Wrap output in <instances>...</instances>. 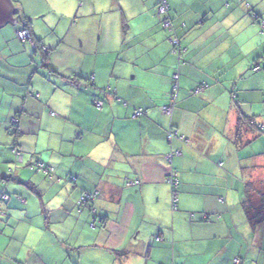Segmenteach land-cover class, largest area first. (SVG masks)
<instances>
[{"label": "crops", "instance_id": "obj_1", "mask_svg": "<svg viewBox=\"0 0 264 264\" xmlns=\"http://www.w3.org/2000/svg\"><path fill=\"white\" fill-rule=\"evenodd\" d=\"M10 1L22 13L0 25V195H9L0 226L18 243L7 247L13 264H196L191 257L202 254L205 264L238 256L264 264V221L254 225L242 203L263 192L264 137L251 125L242 130L251 142L235 144L239 116L264 126V74L251 69L257 58L264 63V32L250 15L264 18V0H169L190 60L170 117L160 107L175 59L158 27V0ZM26 24L51 48L47 59L18 38ZM99 98L103 110L93 105ZM137 106L147 114L134 117ZM17 113L19 136L11 133ZM170 127L187 140L169 141ZM173 150L181 151L172 162L175 214L165 182ZM38 160L54 167L53 178L30 167ZM93 190L94 209L80 206ZM250 199L257 211L260 200Z\"/></svg>", "mask_w": 264, "mask_h": 264}, {"label": "trees", "instance_id": "obj_2", "mask_svg": "<svg viewBox=\"0 0 264 264\" xmlns=\"http://www.w3.org/2000/svg\"><path fill=\"white\" fill-rule=\"evenodd\" d=\"M243 0H239V2H242ZM247 8H249L250 3L249 2H244L243 3ZM165 7V10L161 9V7ZM18 14V13H17ZM250 15L252 16V21L253 23L257 24L260 29L261 32H264V18L263 16L257 14L255 11L251 10ZM156 16H157V20H158V27L161 31L164 32V34L166 35V40L170 46V54L174 57L175 61L172 64L171 67V72H170V81H171V92L169 94V99H168V103L165 105H162L160 107V109L167 115V116H173L174 114V110L176 108L177 102H178V98L180 95V90H181V78H182V74H181V68L183 66H187L190 64V60L189 58H187V47L185 46L184 42H183V38L180 35L179 31L177 30L173 18H172V11H171V6H170V2L169 0H158L156 3ZM26 29H28L29 31V38H20L18 36V32H17V36L18 38L26 43L28 46H31L35 51L36 50H41V53L44 54L45 58L47 59L48 56L50 55L51 52V48L49 46H47L46 44H43L40 40H36L33 36H32V32L30 30V27L28 26V24H26V26L24 27ZM22 28V29H24ZM251 69L255 72V73H262L260 71H264V63L262 60H260V58H257L254 60ZM178 74V77L176 78L175 75ZM73 79V78H70ZM80 81V80H79ZM92 82V81H90ZM209 83L206 82H201L200 84L196 85L193 89V93L195 94H201L207 87H209ZM107 91H111V93H113V95H115L116 99L121 100V102H123L124 105L128 104L127 100H123L119 97V95L117 94V90H111L110 86H108L106 88ZM28 94H32L31 90H29ZM233 98L235 100H237V96L234 93L233 94ZM105 100L102 98L99 99H95L93 101V105L98 109V110H103L104 109V104H105ZM166 108H169L170 110H172L171 112H167ZM148 112V108L147 107H143V106H137L135 107L134 110V117H141L146 115ZM51 115H56V112L52 111L50 112ZM11 123L12 126L15 127L16 129H14V131H11V133L13 135L19 136V129L17 127V124L19 123V118H18V113L14 116H12L11 118ZM238 127L236 128L237 130V136L239 137L238 140H235V144L238 145H246L248 143L251 142L250 139H246L243 140L242 138V133H243V129L244 127L246 128V131H250L252 130L250 127L255 126L256 131L259 133V135L256 137V139L262 138L260 137L262 133H264V126L262 124H259L256 122V120L254 119L253 116H247L245 114H243V116H239L238 117V121H237ZM174 137H177L183 141H186L187 138L184 134L180 133L179 129L176 127H170L168 129V135H167V139L169 141H171ZM256 141V140H255ZM12 150L15 152L16 154V150H18V148L16 146L12 147ZM181 155V151L180 150H173L169 153L166 154V159L168 162H170L171 164V169L177 174V179H178V184L176 186L171 185L170 183L167 182V176L165 178V182L169 185V187L171 188V198H170V205H171V212L172 214H175L176 212H178L179 209V187H180V178H179V171L177 168H175L174 166H172V162L175 156H179ZM169 156V157H168ZM23 163V155L21 154H16V163L19 164L20 160ZM220 165H223L222 163ZM31 168H35L36 170H41L44 172V174L48 177V178H53L55 172H54V167L51 166L50 164L44 162V161H36L34 163H32L30 165ZM14 173V172H13ZM170 173V172H169ZM168 173V174H169ZM60 179V177H58ZM6 179V178H4ZM8 180V179H6ZM74 182L76 183L77 181V177L76 176H71L70 178L68 177L66 179V181L69 182ZM140 184L139 180H133V179H129L127 178L126 180V185L127 186H136ZM88 195H91L90 198L87 199ZM262 199L259 203V207L258 209H256L257 211H253L254 208L251 209L250 204V197L249 195H246V197L242 200V203H244L245 206V210L248 211L249 214V218L250 221L256 225L259 224L261 222L264 221V190L262 192ZM1 197H5L9 195L7 192H3L1 195ZM82 196L85 198V201H83L81 198ZM99 196V191L98 190H93V191H85L82 193L81 197L79 198V205H87L88 207H90L91 209H94V205L93 203L95 202V200L98 198ZM87 199V200H86ZM225 200L224 197H220L219 201L223 202ZM5 200H1L0 199V213H1V218H4L3 220L5 221L7 219V214L5 212V209L3 206ZM195 217V213L193 212L192 214H190V219L192 220V218ZM156 240H161L158 237L156 238ZM241 256L235 257L234 261H241ZM259 264V263H256Z\"/></svg>", "mask_w": 264, "mask_h": 264}, {"label": "rangeland", "instance_id": "obj_3", "mask_svg": "<svg viewBox=\"0 0 264 264\" xmlns=\"http://www.w3.org/2000/svg\"><path fill=\"white\" fill-rule=\"evenodd\" d=\"M264 57V56H263ZM264 74V71H260ZM262 88H264V80L262 81ZM264 136V133L261 134L260 137ZM39 141V140H38ZM42 145V142L40 141V144L39 146L41 147ZM235 148V147H234ZM237 150V149H235ZM53 152V150H49V151H46L45 154L46 155H49ZM20 163L19 164H15L13 163L14 166H21V164H23L21 162V159L19 160ZM2 182L4 185H6V179H3L1 178ZM8 182H11L12 185L13 184H16L15 182L13 181H8ZM252 183L249 184V186L251 187ZM249 188V187H248ZM248 190V189H247ZM264 190V188H263ZM262 190V191H263ZM170 191H171V188H170ZM10 192V191H9ZM244 192H245V188H244ZM252 197L255 199L256 202H258V200L261 201L263 195L261 193H259V195L254 194V195H249V197ZM231 201H232V198L230 197ZM2 205H0V208H1ZM171 208V207H170ZM2 209H5V208H2ZM238 209V208H237ZM235 209V210H237ZM235 216L238 217V214L237 212H235ZM4 218H1V213H0V224H3L4 222H2ZM245 225L242 224V223H239V226H238V232L239 233H244L245 232V229L243 228ZM5 229V228H4ZM4 233V230L3 228H1L0 226V264H13L14 262L11 260L10 256H11V252H13V250H10V249H7L8 245H12V246H18V243L16 242L15 239H13L11 241V236H10V231L7 230L6 233L3 235ZM11 242V243H10ZM60 247V246H59ZM254 253H257V249L254 250ZM206 255V254H202V255H199V256H194V257H191V258H196V264H205L206 262V258H204L203 256ZM256 259V258H254ZM235 260V259H234ZM64 262V261H63ZM63 262H61L60 264H63ZM240 261H234V264H239ZM66 264H69V262H66ZM154 264V263H153ZM172 264V263H171Z\"/></svg>", "mask_w": 264, "mask_h": 264}, {"label": "water", "instance_id": "obj_4", "mask_svg": "<svg viewBox=\"0 0 264 264\" xmlns=\"http://www.w3.org/2000/svg\"><path fill=\"white\" fill-rule=\"evenodd\" d=\"M17 13H22L19 6L14 8L10 0H0V25L7 20L15 22Z\"/></svg>", "mask_w": 264, "mask_h": 264}, {"label": "built area", "instance_id": "obj_5", "mask_svg": "<svg viewBox=\"0 0 264 264\" xmlns=\"http://www.w3.org/2000/svg\"><path fill=\"white\" fill-rule=\"evenodd\" d=\"M161 9L165 10V7L163 6V7H161ZM18 36L20 38H29V31H28V29L24 28V29L20 30L18 32ZM175 77L177 78L178 77V74L175 75ZM166 111L167 112H171L172 110H170L169 108H166ZM176 175L177 174L173 170H171L170 173L167 176V182L170 183L171 185L176 186L178 184V179H177V176ZM90 197H91V195H88L87 199L90 198ZM81 199L83 201H85V198L83 196H82Z\"/></svg>", "mask_w": 264, "mask_h": 264}, {"label": "clouds", "instance_id": "obj_6", "mask_svg": "<svg viewBox=\"0 0 264 264\" xmlns=\"http://www.w3.org/2000/svg\"><path fill=\"white\" fill-rule=\"evenodd\" d=\"M16 154H20V151L19 150H16ZM0 199L1 200H6V199H8V196H5V197H1L0 196ZM159 239H161L160 237H158Z\"/></svg>", "mask_w": 264, "mask_h": 264}]
</instances>
